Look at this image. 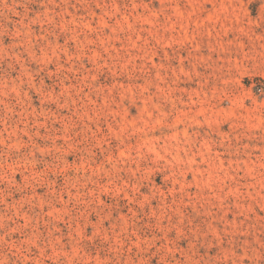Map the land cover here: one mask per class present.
<instances>
[{
	"label": "rangeland",
	"instance_id": "obj_1",
	"mask_svg": "<svg viewBox=\"0 0 264 264\" xmlns=\"http://www.w3.org/2000/svg\"><path fill=\"white\" fill-rule=\"evenodd\" d=\"M0 264H264V0H0Z\"/></svg>",
	"mask_w": 264,
	"mask_h": 264
}]
</instances>
